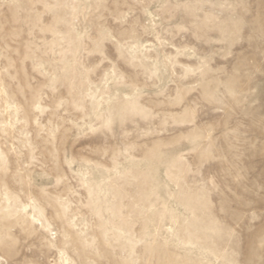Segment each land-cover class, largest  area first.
Segmentation results:
<instances>
[{
  "label": "clouds",
  "instance_id": "clouds-1",
  "mask_svg": "<svg viewBox=\"0 0 264 264\" xmlns=\"http://www.w3.org/2000/svg\"><path fill=\"white\" fill-rule=\"evenodd\" d=\"M0 264H264V0H0Z\"/></svg>",
  "mask_w": 264,
  "mask_h": 264
}]
</instances>
